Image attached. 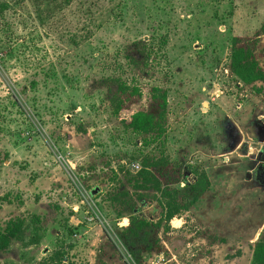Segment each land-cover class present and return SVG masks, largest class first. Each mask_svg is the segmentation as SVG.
Listing matches in <instances>:
<instances>
[{
  "label": "rangeland",
  "instance_id": "1",
  "mask_svg": "<svg viewBox=\"0 0 264 264\" xmlns=\"http://www.w3.org/2000/svg\"><path fill=\"white\" fill-rule=\"evenodd\" d=\"M1 2L0 228L26 227L0 264H251L264 82L240 81L230 52L243 37L264 70V0H73L43 21L30 0ZM118 75L166 95L162 114L131 107L155 113L150 132L114 113ZM148 161L160 189L120 214L110 195L134 197L129 179ZM131 217L146 225L128 246Z\"/></svg>",
  "mask_w": 264,
  "mask_h": 264
},
{
  "label": "trees",
  "instance_id": "2",
  "mask_svg": "<svg viewBox=\"0 0 264 264\" xmlns=\"http://www.w3.org/2000/svg\"><path fill=\"white\" fill-rule=\"evenodd\" d=\"M72 1L73 0H30L36 7V16H38V19L41 21L53 15L55 11L62 10ZM42 5H44L43 9L40 8ZM6 7L7 3H0V11ZM42 12L43 14H41ZM230 67L234 75L243 83L249 84L254 81L264 82V70L259 65L250 46L241 36L232 37ZM116 82L117 85L112 98L114 113L119 116L121 111L129 112L127 116L123 115L121 120L125 126L134 131L147 133L153 130L156 126L155 113L146 111L147 109L143 108L134 109L131 112V107L133 104L147 102V104H150L151 110L158 108L159 113L162 114L166 106V95L164 93H158L157 87H151L150 90L142 93L137 86L129 85L120 75L116 76ZM156 172H159L157 163L148 161V163L143 164L136 174L129 179L134 197H132L128 189H120L110 195L112 203L118 202V204L121 205V208H119L120 214L124 211L133 212L136 199L143 203L144 193L149 190L158 191L160 189L161 180ZM205 180L207 181L206 176ZM199 183L201 184V189H204L205 187L202 181ZM176 210L177 208L167 209L164 213L165 218H171ZM32 218L34 222L38 221L36 215H33ZM150 218L153 217L150 216ZM145 225L146 221L144 219H138L137 217L130 218L129 226L126 227L125 231L122 233V237L128 246L135 244L132 241L133 238L140 237L144 234L141 230H143ZM25 227V219L23 217H15L6 221L4 226L0 228V252L6 250L12 240H20L23 237ZM42 264L62 263L54 260H44ZM251 264H264V236L259 238L253 246Z\"/></svg>",
  "mask_w": 264,
  "mask_h": 264
},
{
  "label": "water",
  "instance_id": "3",
  "mask_svg": "<svg viewBox=\"0 0 264 264\" xmlns=\"http://www.w3.org/2000/svg\"><path fill=\"white\" fill-rule=\"evenodd\" d=\"M96 191H97V188H94L91 190V193L94 194V193H96Z\"/></svg>",
  "mask_w": 264,
  "mask_h": 264
},
{
  "label": "bare ground",
  "instance_id": "4",
  "mask_svg": "<svg viewBox=\"0 0 264 264\" xmlns=\"http://www.w3.org/2000/svg\"><path fill=\"white\" fill-rule=\"evenodd\" d=\"M176 223H178V222H176Z\"/></svg>",
  "mask_w": 264,
  "mask_h": 264
}]
</instances>
